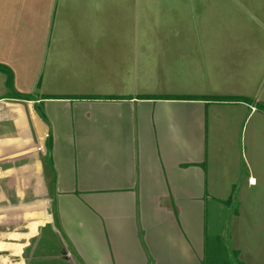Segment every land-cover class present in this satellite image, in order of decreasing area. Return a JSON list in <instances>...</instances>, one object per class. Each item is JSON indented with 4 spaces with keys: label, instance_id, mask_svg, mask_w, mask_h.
Returning <instances> with one entry per match:
<instances>
[{
    "label": "crops",
    "instance_id": "obj_1",
    "mask_svg": "<svg viewBox=\"0 0 264 264\" xmlns=\"http://www.w3.org/2000/svg\"><path fill=\"white\" fill-rule=\"evenodd\" d=\"M0 64V264H203L180 202L232 195L264 264V0H0Z\"/></svg>",
    "mask_w": 264,
    "mask_h": 264
},
{
    "label": "trees",
    "instance_id": "obj_2",
    "mask_svg": "<svg viewBox=\"0 0 264 264\" xmlns=\"http://www.w3.org/2000/svg\"><path fill=\"white\" fill-rule=\"evenodd\" d=\"M0 70L6 73L7 75V86L11 89V97H17L22 99H30L29 96H23L19 93H16L13 91V72L12 70L6 66L0 64ZM144 97V96H143ZM146 97V96H145ZM47 98V97H46ZM78 98H87L86 96H81ZM108 98H122V97H108ZM154 98H167V99H205V100H217V101H245V102H254L253 99L243 96H235V95H206V96H187V95H174V96H156ZM256 105L259 109L264 111V103L257 102ZM47 147H48V155H47V169L49 174H54L53 169V163L50 159V151L52 147L51 138L47 141ZM54 182V179L50 181ZM52 186L53 183L51 184ZM233 202V195L229 198V200L225 202H221L224 205H229ZM54 207L56 208L54 211V217H55V223L59 225V219L57 214V207H56V201L54 200ZM212 211L210 209H207L205 212V232H204V258H203V264H236L233 261V258L231 256V252L228 249V245L225 241L224 236L222 235L221 231L219 229H216L215 222H213V215L211 213ZM234 214H238V210L235 209ZM233 256L238 255V251L234 250ZM238 264H244L242 261H237Z\"/></svg>",
    "mask_w": 264,
    "mask_h": 264
},
{
    "label": "rangeland",
    "instance_id": "obj_3",
    "mask_svg": "<svg viewBox=\"0 0 264 264\" xmlns=\"http://www.w3.org/2000/svg\"><path fill=\"white\" fill-rule=\"evenodd\" d=\"M34 94V93H33ZM157 188H160L157 187ZM49 189V195L52 196L54 194V186L49 185L48 187ZM211 198V197H210ZM215 198H211L209 200V203H192L189 206L185 203V202H180V204H182L183 209V213H182V224L185 228H187V230H202V220H204V226H205V212L207 211V209H210L213 215V222H215L216 225V229H219L222 233V235L225 238V241L228 245V249L231 252V256L233 258V261L237 263V261H240L239 259V254L236 256H233V251L235 250V248L232 246L231 244V234H230V225H231V221L234 217V212L235 209L239 210V202H232L229 205H224L222 203H218ZM188 206V207H187ZM50 211L51 213L54 214L55 211V207H54V198L52 197V203L50 206ZM202 213H203V219H202ZM57 225V224H56ZM60 225V223H59ZM58 227V225H57ZM205 228V227H204ZM205 231V229H204ZM179 236V235H177ZM55 239L57 240L59 238V240L61 239V236L59 234L55 233ZM54 237L53 240L55 241ZM178 247V246H177ZM176 247V249H177ZM173 249H175V247H173ZM238 251V250H237ZM260 251L262 252V249H260ZM176 254H174L177 259H179L180 256L183 257L184 260H186L185 254H184V249H177L176 250ZM169 253V251H168ZM239 253V251H238Z\"/></svg>",
    "mask_w": 264,
    "mask_h": 264
}]
</instances>
